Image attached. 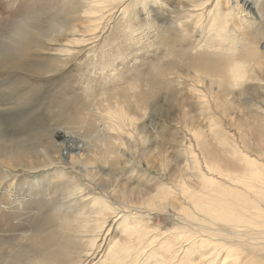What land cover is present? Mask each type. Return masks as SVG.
I'll list each match as a JSON object with an SVG mask.
<instances>
[{"label": "bare ground", "instance_id": "6f19581e", "mask_svg": "<svg viewBox=\"0 0 264 264\" xmlns=\"http://www.w3.org/2000/svg\"><path fill=\"white\" fill-rule=\"evenodd\" d=\"M92 1L100 19L118 8L130 29L134 18L158 20L163 4L168 18L147 55L139 49L156 33L131 30L125 51L86 66L84 97L59 109L76 125L55 128L54 146L1 152L0 188L13 168L31 171L44 178L23 180L19 194L34 203L46 193L38 184L52 182V208L64 215L55 235L64 245L40 263L264 264V0ZM54 34L21 32L16 47L3 45L0 76L41 78L90 56L56 49L70 41ZM144 56L157 63L133 74L129 62ZM94 72L114 82L94 85ZM44 88L13 77L3 94L30 118Z\"/></svg>", "mask_w": 264, "mask_h": 264}, {"label": "rangeland", "instance_id": "374dc122", "mask_svg": "<svg viewBox=\"0 0 264 264\" xmlns=\"http://www.w3.org/2000/svg\"><path fill=\"white\" fill-rule=\"evenodd\" d=\"M167 10L166 4L156 9L158 20H155L154 14L148 21L134 18L133 27L130 29L123 20L118 18L120 14L118 8L111 13L106 11L100 19L92 0H0V50L7 44L16 47L21 32L22 36L28 31L37 34L55 32L54 35H57L58 39L70 41L64 46H56V49L66 52L78 50L90 55L86 60L84 58L73 60L55 67L50 65L56 71L41 78L29 76L24 72H14L8 77L0 76V156L3 150H11L13 146L38 149L54 146L56 144V139L53 137L55 128L71 129L76 125L74 119L59 109L69 103L73 97H84L82 93L85 86L80 83L85 81L86 66L98 67L105 57H113L125 51L126 46H122L120 41L130 37L131 30L141 32L148 29L156 33L153 38L147 36L148 44L139 49L146 53L145 55L153 51L152 46L165 29ZM85 17L92 20L87 23L91 26L89 31L85 28L87 24L82 19ZM18 18H24L23 22ZM39 45L38 40L37 46ZM36 56L41 60L42 66L45 62H49L47 59L50 56L47 54ZM156 63L155 57L144 56L136 61H130L129 68L133 74L146 75ZM13 77L21 78L28 84L31 82L34 86L45 87L41 89L42 92L38 94L36 100L26 107V109L29 107L37 109V114L30 118L18 116L19 113L16 110L24 106L15 98H8L3 94ZM90 80L94 85L114 82L113 79L98 72L92 73ZM30 91L32 93L33 90ZM35 93L36 91L33 95ZM78 170L89 176L95 175L90 169L84 167H78ZM13 172L15 175L11 180L8 178V181L0 188L3 190L0 191V264H41L39 261L41 259L57 257L52 254V251L59 250L58 247L64 245L63 241L56 240L55 236L59 233L62 239L66 231L64 215L52 208L51 202L54 195L50 185L52 182L48 185L46 181L38 184L39 190L45 188L46 193L44 197L38 196L33 203L27 189L23 195L19 194L23 180H29V184H32L36 179L40 180L44 177H39L31 171L22 173L16 168H13ZM68 222L75 223L70 216ZM167 228L171 233L181 230L180 225L176 223L168 224ZM114 235L112 231L105 233L104 239L108 246L109 238ZM74 236L70 233L65 244L67 245ZM85 260V258L82 259V261ZM87 264L100 263L88 262Z\"/></svg>", "mask_w": 264, "mask_h": 264}, {"label": "clouds", "instance_id": "9594fccd", "mask_svg": "<svg viewBox=\"0 0 264 264\" xmlns=\"http://www.w3.org/2000/svg\"><path fill=\"white\" fill-rule=\"evenodd\" d=\"M18 19H19L21 22H23V19H24V18H18Z\"/></svg>", "mask_w": 264, "mask_h": 264}]
</instances>
